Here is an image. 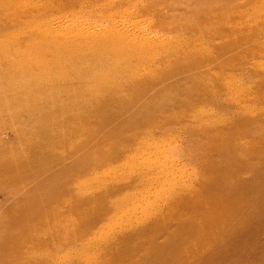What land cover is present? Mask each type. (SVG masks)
Here are the masks:
<instances>
[{
	"label": "rangeland",
	"instance_id": "374dc122",
	"mask_svg": "<svg viewBox=\"0 0 264 264\" xmlns=\"http://www.w3.org/2000/svg\"><path fill=\"white\" fill-rule=\"evenodd\" d=\"M73 20L116 27L127 36L149 35V48L139 50L137 58L153 64L144 63L135 74L128 63L101 51L91 53L93 60H69L80 76L61 77L48 68L36 72L21 64L29 55L32 22L58 27ZM95 63L99 77L114 78L121 91L103 89L102 79L93 81ZM77 85L91 95L84 109L95 112L89 121L99 124L85 137L84 150L68 124L73 112L63 108L73 99L59 93ZM58 133L69 141L56 138ZM140 145H149V154L167 165L164 180L180 172L198 186L209 184L210 197L223 201L227 229L217 245H210L211 264H230L219 253L232 258L238 247L235 264H264V0H0V260L18 253L16 262L7 264H28L31 247L23 240L28 227L37 219L36 226H42L47 209L57 202L51 188L66 191L74 180L85 181L94 169L84 174L94 163L91 150L113 164L137 153ZM67 148L72 154L63 153ZM116 177L111 193L84 194L79 211L64 207L69 227L93 232L108 223L102 216L110 209L107 202L133 179ZM176 226L174 221L172 229ZM139 229H115L101 247H93L92 258L53 251L47 233L39 243L52 249L60 264H155L159 253L168 260L162 246L168 234L156 239V248L146 240L149 226ZM124 236L125 244L120 243ZM13 240L9 253L2 251ZM76 244L79 251L80 241Z\"/></svg>",
	"mask_w": 264,
	"mask_h": 264
},
{
	"label": "bare ground",
	"instance_id": "6f19581e",
	"mask_svg": "<svg viewBox=\"0 0 264 264\" xmlns=\"http://www.w3.org/2000/svg\"><path fill=\"white\" fill-rule=\"evenodd\" d=\"M41 23L32 22L31 31H29L33 37H31L28 45L27 54L29 55H26L21 63L32 71L37 72L48 68L59 71L61 77H68L70 73L80 76L79 67L71 65L69 60L74 59L71 61L72 64L93 60L94 56L91 53L99 51L110 52L115 59L117 58L116 61L120 60L123 63H128V67L135 74L141 71L138 70L144 63L147 66L153 64V59L148 58L145 60L144 58L143 61H140L137 58V52L149 48V35L138 32L127 36L119 33L120 30L117 31L116 27L108 26L105 28L96 24L89 25V23L86 25L74 20L60 24L58 27ZM7 41L13 42L14 38L11 37ZM96 65L95 63L93 66L95 69H92V72L89 70L93 75V81L96 83L102 79L101 87L103 86V89L121 91L120 86H113L114 78L111 79L109 76L99 77L102 73L99 74V68ZM59 93L73 99L70 105L63 108H71L70 110L74 116L68 124L73 128L75 140H79L76 145L84 150L85 137L93 134L99 127V124L93 126L92 122L89 121L90 118H94L95 112L84 109L93 99L79 85L76 89L64 88ZM82 96H86L84 102L76 100ZM97 117L99 118L98 115ZM60 122L64 124L65 117L61 118ZM92 126L94 127L93 130L91 129ZM57 135L59 137L56 136V138H59L62 142L69 141V137L67 138L59 133ZM149 148V145H140L137 147V153H132L128 158H124L125 160L121 159L113 164H111L112 161L96 157L94 150H91L89 158L94 163L91 162L86 166L84 174L88 175L87 172L94 169L85 181L77 184L78 180H74L76 184L72 188L69 185L72 190L67 186L66 191H63V188H51L49 191L53 192L57 202L47 209V216L44 217L42 226H36L38 221H41V219H37L28 227L30 232L23 237V240L27 241L31 247L27 263L60 264L52 249L53 251L57 250L58 253L85 254L92 258L89 253L92 252L93 247H101L108 239L107 236L113 235L111 233L115 232V229L132 227L133 232L139 233V228L144 225L149 226L146 233H151L146 239L147 242L156 248L160 246L156 239L160 235L168 234V240L162 246L168 250L169 259L165 261V255L156 254L155 264H167L168 261H177L178 264H195L192 260L194 261L196 258H207L210 260L207 264H211L213 259L211 256L212 250H209L210 245L211 243L215 244L227 229L225 220L221 215L223 201L210 197L206 190L211 188L209 184L205 183L204 185V183H201L198 186L192 177L182 179L179 176L180 172L179 174L176 173L177 175L170 180H164L167 175V165L153 158L149 154L152 149ZM63 153L70 155L72 151L67 148ZM262 154L264 155V152ZM80 161L79 164L81 165L85 162L82 158ZM174 162L172 161V163ZM118 175L133 176V179L124 183L126 190H120L116 197L107 202L110 209L106 208L102 216L105 218L103 221H108V223L105 226H98V230L93 232L91 227H87L82 233H78L76 228L69 227L67 225L68 212L64 207L70 205L74 210L79 211L81 207L79 201L84 198V194H88L90 191L94 193V190H103V194L111 193L118 183L115 180ZM157 186L159 188L153 192L152 190ZM44 193H47V189ZM84 202L86 203L88 200ZM37 203L40 205L39 201ZM98 203L101 204V201H98ZM142 203H145L144 207ZM148 214L151 217L145 218ZM141 218H145L143 219L145 221H142ZM174 221L178 222V226L172 229ZM44 233L50 236L51 250L46 248L44 244L39 243ZM85 235L89 237L86 238ZM125 239H127L125 236L121 237L120 243L125 244ZM77 241L81 243L79 244V251L75 247ZM14 242L15 240L11 241L2 251H8L9 253V250H11L10 245L14 247ZM241 247L246 248L245 245H241ZM239 249L241 250L238 247L231 252L230 256L232 258L225 252L219 253V256H223L222 258L230 261V264H235L236 259L234 257L238 255ZM16 258H19L18 253L8 254L7 258L0 260V264L4 261H6V264L8 262L15 263Z\"/></svg>",
	"mask_w": 264,
	"mask_h": 264
}]
</instances>
